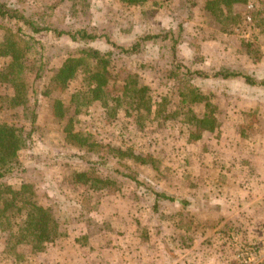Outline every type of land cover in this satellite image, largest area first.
I'll use <instances>...</instances> for the list:
<instances>
[{
	"label": "rangeland",
	"instance_id": "1",
	"mask_svg": "<svg viewBox=\"0 0 264 264\" xmlns=\"http://www.w3.org/2000/svg\"><path fill=\"white\" fill-rule=\"evenodd\" d=\"M5 1L11 7L24 11L40 25L71 32L87 29L111 38L119 45L132 44L140 35L162 34L182 23L185 29L178 49L180 63L185 68L202 71L209 76L228 70L256 79L264 78V0H249L248 5L236 4L226 15L220 12L212 14L208 3L213 0H197L192 20L187 19L186 0H148L139 6L119 0ZM15 28L14 22L0 19V49L15 43L20 55L16 63L10 58L13 55L11 52L8 57L0 56V75L8 73L11 64L16 65L9 80L0 81V121L14 127L23 137L28 134L32 137L36 142L32 149L40 157L41 165L36 166L39 174L30 168L23 177H10L4 183L17 191L23 184L32 185L30 190L36 193L38 205L53 209L55 215L56 210L57 215L63 217V222L72 221L67 226H59L61 236L55 242L42 246L43 252L27 245L15 247L9 232L14 222L7 221L0 230V264H55L51 259L54 261L61 248L72 251V255L60 260L64 264H111L106 258L114 257L119 247L114 243L119 236L118 227L114 228L116 220L120 219L116 210L120 207L127 209L128 203H131L138 211L152 203L154 195L140 186L141 183L157 190L164 183L172 184L167 175L178 171L174 163L184 155H192V148H186L184 143L194 142L208 133L206 127L195 125V117L213 125V132L221 136L230 135L232 128L243 133L254 126L264 127V100H255V96L250 98L241 78L227 81L195 78L186 84L181 81L184 73L175 72L169 53L161 49V42L156 41L144 46L139 55L120 56L117 51V58L111 62L108 95L105 96L110 104L121 97L124 81L130 77L133 80L140 78L141 84L149 85L156 100L160 99V95L168 96L167 110L156 119L153 109L145 117V127L138 130V136L122 146L124 139L117 138L114 133L123 127L133 126L137 114L124 104L133 116H129L127 109L123 108L117 114L115 125H110L112 112L108 113L96 104L91 105L93 96L89 93L88 84L90 72L94 69L92 62L79 69L66 89L59 88L54 81L64 61L82 53L81 46L71 42L67 36H56L54 32L39 35L28 32L23 36L18 35ZM94 46L104 50L112 48L104 38ZM18 68L21 71L16 75ZM15 86L26 94L24 105L14 103ZM193 90L207 96V104H183L185 99L187 102L195 99ZM259 90L264 99V89ZM58 101L64 108L63 117L55 115L54 105ZM33 121L35 126L32 131ZM113 126L118 130H113ZM83 140L89 141L88 146L81 144ZM89 143H94V147ZM114 147H122L126 155L132 151L136 157L145 159L147 166L130 162L132 158L126 156L122 160L130 163L131 168H120L122 165L116 164L119 155ZM60 154L85 155L90 160H99V155L104 156L110 169L119 168L134 175L137 171L140 184L113 174L107 189L87 191L75 182V173L110 178L108 169L94 170L89 164L76 159L68 162ZM28 155L29 152L23 150L20 161L25 165H34ZM3 229L6 231L2 232ZM120 233L121 238L125 237L124 232ZM73 237H79L81 243H88L87 247L78 245ZM65 239L69 242L68 247ZM232 245L238 252V237ZM97 251L104 254L102 261L96 258Z\"/></svg>",
	"mask_w": 264,
	"mask_h": 264
},
{
	"label": "crops",
	"instance_id": "2",
	"mask_svg": "<svg viewBox=\"0 0 264 264\" xmlns=\"http://www.w3.org/2000/svg\"><path fill=\"white\" fill-rule=\"evenodd\" d=\"M242 82L250 98L264 100L259 93L264 87ZM216 133L184 143L192 155L174 163L178 171L167 175L170 186L156 189L165 198L154 197L138 211L131 203L116 210L119 236L114 243L119 247L114 257L106 258L111 264H239L235 237L257 247L255 264H264V127ZM78 238V245L87 247ZM96 254L100 261L105 258L100 251ZM69 255L71 250L61 248L51 261L64 264L60 260Z\"/></svg>",
	"mask_w": 264,
	"mask_h": 264
},
{
	"label": "trees",
	"instance_id": "3",
	"mask_svg": "<svg viewBox=\"0 0 264 264\" xmlns=\"http://www.w3.org/2000/svg\"><path fill=\"white\" fill-rule=\"evenodd\" d=\"M122 3L139 6L148 0H119ZM249 0H213L208 3V9L212 12V14H223L226 15V12L230 13L233 7L236 4H245L248 5ZM198 6L197 0H186V10H187V19L192 20L194 17V10ZM230 17V14L227 15ZM0 19L7 20L10 22H14L16 33L18 35H25L28 32H32L35 35H39L44 32H54L56 36L63 37L67 36L71 42L77 43L81 46L80 55L78 57L71 56L64 61L62 67L56 72L54 81L61 89H66L69 87L71 81L75 79L79 69L82 66L87 65V63L92 62L94 64V69L90 72L89 75V93L93 96L91 99V105L101 106L106 112H112V124L115 125V122L118 120V112L123 108L127 109V114L129 116H133V112L137 114V121L130 128H122L119 129L118 132L114 133L117 138H123L125 142V146L131 141L133 138L138 136L139 131L144 128L146 122L145 117L150 115L155 110L154 118L158 119L164 111H166V106L168 103L167 95H160V99L156 100L154 95L151 93V87L147 84H141V79L133 80L130 77L128 80L124 81V87L120 93L121 97H117L114 99L113 104L107 100L105 97L107 94V86L109 84L110 72H111V62L117 58L118 54L121 56H135L142 53L144 50V46H146L149 42H161V49L169 53V57L172 64L175 66V72L181 71L184 74L181 76V81L189 84L195 78L198 79H222V80H235V79H245L246 83L251 86H260L264 87V79L261 81L255 80L250 76H246L244 74H240L237 72H231L228 70L220 71L215 73L212 76L205 74L202 71H192L191 68H185L182 63H180L179 59V49L178 46L181 44L182 35L184 33V25L178 24V27L167 30L162 34H154V35H140L135 38V41L129 45H119L117 42H114L111 38H106L103 35H98L93 32H89L87 29H80L75 32L71 31H60L56 28H52L51 25H40L38 21H35L30 16H27L26 13L20 9L11 7V4L6 2L5 0H0ZM255 22V21H254ZM106 39V43L112 46V48L108 49H100L95 47L96 43H100L102 39ZM13 55H9L11 59H13L16 63L20 60V55L15 48V43H11L5 49H0L1 57H6L9 53ZM8 57V56H7ZM16 68V65L11 64L10 71L6 74L0 75V81L6 82L13 75L12 70ZM21 69L18 68V72L16 75H19ZM193 95L196 96L192 102H187L185 99L183 104H194V103H205L207 104V96H203L200 93H197L196 90H193ZM13 99L15 98V104L24 105L26 103V94H24L23 90L19 87L15 86V94L13 95ZM124 104H127L129 108L133 110L130 111ZM18 105V106H19ZM209 105V104H208ZM210 106V105H209ZM63 106L61 101H58L54 105L55 115L57 117H63ZM195 117V116H194ZM193 117V118H194ZM197 126L206 127L207 132L215 131L213 125L210 123H206L205 120L199 119L195 117ZM34 122V121H33ZM35 122L32 127V131L34 130ZM113 130L118 128L116 126L112 127ZM139 130V131H138ZM76 139L78 137H75ZM129 141L127 143L126 141ZM83 146H88L89 141H80ZM25 144H29V147H25ZM36 142L32 140V137L28 134L23 137L18 130H16L11 125L0 121V230L4 223L7 221L14 222L13 226L9 228L10 239L15 241V247L18 245H27L34 250H39L41 252L44 251V246L46 243H53L55 240L61 236L59 233L60 225H69L72 220L64 221L63 217H59L57 215V211L52 212L53 209L45 208L37 204L36 193L32 190V185L23 184L21 188L17 191L13 186L6 185L4 183L5 180L10 177H23L26 175L31 169L38 173V169L36 166L41 165L40 157L36 156L35 152L32 149V145ZM91 147H94V143H89ZM102 146V145H101ZM116 149V153L119 155L117 157V161L120 168H131L130 163L127 164L122 159L124 157L130 156L133 161L130 162H140L142 166H147V162L145 159L141 157H136L132 151L126 155L123 153L122 147H114ZM28 151L29 161L35 162L34 165H25L20 161V153L23 151ZM64 157L65 160L71 162V160L76 159L77 161H82L86 164H89L93 167V169H101L106 167L108 169V174L110 178H97V175L89 176L86 173H75V182L79 183L83 186L87 191H102L107 189V185L111 182V176L113 174L122 176L130 181H136L140 184V181L137 180V171L134 174L128 173L125 170L110 169L107 167V160L104 156L99 155V160H90L85 155L78 154H60ZM54 155L53 157H55ZM46 162V161H45ZM45 165V164H44ZM39 174V173H38ZM145 189L150 192L154 197H157L156 200H160L159 198H165L159 191H156L155 187H146L145 184L141 183ZM121 189L118 190V192ZM157 204V201H156ZM53 208V206H52ZM23 213L25 215H23ZM11 214V215H8ZM18 217V219H16ZM62 222V223H61ZM66 225V226H67ZM6 230L3 229L2 232ZM75 238V237H74ZM76 242V241H75Z\"/></svg>",
	"mask_w": 264,
	"mask_h": 264
},
{
	"label": "built area",
	"instance_id": "4",
	"mask_svg": "<svg viewBox=\"0 0 264 264\" xmlns=\"http://www.w3.org/2000/svg\"><path fill=\"white\" fill-rule=\"evenodd\" d=\"M258 251L252 245L240 244L238 249L239 264H254L257 259Z\"/></svg>",
	"mask_w": 264,
	"mask_h": 264
}]
</instances>
